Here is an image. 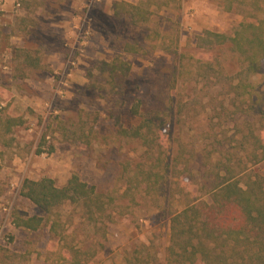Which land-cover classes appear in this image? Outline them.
Returning a JSON list of instances; mask_svg holds the SVG:
<instances>
[{
  "label": "rangeland",
  "instance_id": "374dc122",
  "mask_svg": "<svg viewBox=\"0 0 264 264\" xmlns=\"http://www.w3.org/2000/svg\"><path fill=\"white\" fill-rule=\"evenodd\" d=\"M28 1L0 0V116L26 119L10 136L11 146L0 136V264H72L74 248L94 253L83 264H166L170 216L186 201H164L163 192L154 191L140 195L135 205L122 196L124 168L143 161L145 147L118 133L117 117L125 127L136 125L132 108L139 102L144 115L164 123L168 159L183 143L195 155L192 169H204L205 152L230 143L233 124L224 113L219 116L229 87L220 74L237 73L241 62L227 46L200 48L198 38L206 30L232 33L251 19L245 17L251 0H152L151 26L169 36L172 49L178 43L177 54L162 50L161 39L147 37V29L116 17L114 3L122 0ZM126 43H140L144 50L127 52ZM24 50L39 51L42 67H27ZM117 55L132 69L123 96L112 98L93 81H104L98 64ZM251 82L264 87V71ZM62 121L94 126L92 144L66 140ZM44 133L46 151L39 154ZM51 144L55 150L49 153ZM74 173L116 199L108 209L112 219L88 222L81 206L66 203L58 210L57 232L51 224L38 231L12 224L15 209L43 214L20 194L25 178L47 175L62 186Z\"/></svg>",
  "mask_w": 264,
  "mask_h": 264
},
{
  "label": "trees",
  "instance_id": "16d2710c",
  "mask_svg": "<svg viewBox=\"0 0 264 264\" xmlns=\"http://www.w3.org/2000/svg\"><path fill=\"white\" fill-rule=\"evenodd\" d=\"M153 3L152 0L138 4L116 1L113 14L147 29V37L156 41L161 39L159 46L162 50L177 54L178 43L172 49L169 36L151 26ZM248 4L253 11L245 9V17L251 19L245 18L232 33L206 30L198 38L200 48L227 46L241 62L237 73L220 74L229 87V100L222 103L219 116L224 113L226 123L233 124L230 143L214 152L206 151L202 162L204 169L199 173L192 169L195 155L183 143L173 158L168 159L164 123H157L144 115L139 102L132 108L133 114L139 117L136 125L125 127L117 117L118 133L140 141L145 147L144 160L132 170L128 168L131 163L124 168L127 188L122 196L135 205L140 195H151L154 191L163 192L164 201L171 202L176 196L186 201L183 209L172 212L170 216L166 264H264V169L261 166L264 163V87L251 82L253 77L264 71V0H251ZM227 9L233 10L232 5ZM124 50L136 54L142 52L144 46L126 43ZM21 56L27 67H42L39 51L33 55L24 50ZM98 68L104 81L94 80L93 86L112 98L122 97L132 69L131 62L117 55L111 61H101ZM25 123L23 116H0L3 144L11 146L13 139H9L10 136L15 128ZM60 130L66 140L87 146L96 136L95 127L88 126L86 122L68 124L62 121ZM47 142V134L44 133L37 153L46 151L43 146ZM54 150L51 144L48 152ZM175 178L180 181H175ZM20 194L43 212L28 215L18 209L13 211L12 224L30 231H38L51 224V230L57 232L60 222L58 210L66 203L81 206L85 219L91 223L112 219L108 209L116 203L114 197L99 191L77 173L62 186L47 175L38 179L25 178ZM153 200L158 207L164 208L158 199ZM72 253V264H83L94 256V253L87 254L75 248Z\"/></svg>",
  "mask_w": 264,
  "mask_h": 264
}]
</instances>
